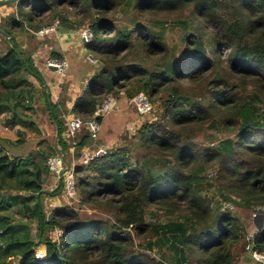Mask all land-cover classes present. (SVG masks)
Instances as JSON below:
<instances>
[{
	"label": "trees",
	"instance_id": "obj_1",
	"mask_svg": "<svg viewBox=\"0 0 264 264\" xmlns=\"http://www.w3.org/2000/svg\"><path fill=\"white\" fill-rule=\"evenodd\" d=\"M17 7L0 22V36L13 44L6 40L0 55V116L7 114L8 128L27 123L19 111L31 90L18 75L34 69L14 38L55 23L70 31L86 27L92 38L85 49L103 63L73 100V117L100 124L95 113L121 94L129 101L143 94L151 110L144 116L135 110L146 119L130 144L74 166L67 127L50 116L79 206L108 219L73 206L44 214L53 181L47 158L60 157L53 144L38 160L12 159L0 148V194L13 192L0 195V264H235L240 248L263 264L250 253L264 255V212L261 230L249 239L222 202L264 208V0H20ZM83 128L75 159L95 139ZM210 133L225 136L197 140ZM15 205L27 225L6 214ZM150 209L166 221L148 222Z\"/></svg>",
	"mask_w": 264,
	"mask_h": 264
},
{
	"label": "rangeland",
	"instance_id": "obj_2",
	"mask_svg": "<svg viewBox=\"0 0 264 264\" xmlns=\"http://www.w3.org/2000/svg\"><path fill=\"white\" fill-rule=\"evenodd\" d=\"M17 2L19 3L20 0H16L10 6L0 7V22H2V24L3 18L17 13ZM25 9H28V7H25ZM15 19L19 20L21 18L16 16ZM84 29H86V27H82L78 31H74L75 33L71 34L73 36L72 41L77 45V50H79L74 51V53L72 54V57L74 56L73 58H75L76 61L71 62L72 58L70 59L67 56H64V59L69 64V66L73 64L76 70H69L66 67L64 69L65 71L61 74L57 71H50L42 67L45 60H56L55 54L52 51L54 50V47L55 49L58 48L56 45L57 42L56 40H54L53 35V33L55 32L38 35L37 33L35 34L32 31L33 29H31L29 33H24L23 31H20L19 33L17 31L19 35L15 36L14 41L16 42L17 46L23 49L26 58L30 57L32 59L34 69L32 75H29L27 73H21L18 75V77H21L25 80V89L31 90V93L26 94V101L25 103L23 101L21 106L22 110L19 111L20 116H24V118L27 120L26 125H17L14 128H8L7 114L0 116V148L10 158L21 160L34 158V160H38L42 155H47L48 147L51 144L55 146V138L57 135V133L54 132V128L52 127L50 116L52 118V123L54 115L55 118L59 120L62 119L64 123L68 116L73 117L70 112V103H72L79 94L81 95L88 81L103 67V63H100L98 60L93 59L90 55V52L85 49L84 44L86 42H84L83 45L79 46V38L82 39L81 32ZM166 33L167 37H169V39H171L172 41L176 38V34L174 32H171L169 28L166 29ZM31 34H33V36ZM0 35L3 36L2 34ZM1 36L0 55L3 54L2 52H4L7 48V39ZM52 54H54V56H52ZM35 73H38V76H41L43 83L39 81ZM49 77H53V79L48 80ZM47 81L49 82V84L54 83V87L57 85V93H54V90L51 91L50 86L47 85ZM73 93L74 95L71 98L70 95H72ZM4 96V91L2 88H0L1 102L5 99ZM11 99L9 100L11 101ZM133 100L134 99L129 101L121 94L116 102L113 100V102H115V106L110 112L101 113V122L100 124H98L99 131L96 134L95 139H93V144H91V146H87L89 150L104 148L110 151L114 148H122L134 141L135 131L139 129V127L143 124L146 117L141 118L136 115V109ZM116 103L117 108H115ZM224 136V134L210 133L203 137H200L197 140L203 141L205 143L209 142L210 140L216 143L223 139ZM69 156L71 157V164L73 166L79 163L80 157L75 159L74 156H71L70 153ZM58 178L52 176V186L48 187V189L46 188L45 190L49 192V194L52 193L51 195L45 196L42 199V208L45 215H48L55 206H73L75 209L80 210V213L83 216L90 217L91 215H95L102 219L109 218L104 214L98 213L97 211H91L87 207L79 206L74 195L69 196L68 193H66L63 183L62 188H60L61 186L58 185L60 183V179ZM6 194H13V192H3L0 195L6 197ZM222 206L226 207V209L230 210L233 214L240 218V220L246 226L248 238L251 239V237L257 230L255 227L256 222L251 219L253 209L252 211L241 209L238 207L226 205L224 204V202H222ZM6 214H8L12 218V220H16V222L24 221L23 224L27 225V221H25L22 216L20 205L11 207L6 212ZM146 220L148 222H164L166 221V217L163 216L161 211L150 209L146 214ZM36 229V223L29 224V232L32 240L34 241L37 239ZM48 235L52 238V240H56L58 236V234L54 233H49ZM154 252L156 253V251ZM36 254L38 258H43L45 253L42 248H38L36 250ZM236 254L237 257L235 259V264H253L252 260L247 259L249 252L240 248L236 250ZM9 262L11 264L16 263L15 261Z\"/></svg>",
	"mask_w": 264,
	"mask_h": 264
},
{
	"label": "built area",
	"instance_id": "obj_3",
	"mask_svg": "<svg viewBox=\"0 0 264 264\" xmlns=\"http://www.w3.org/2000/svg\"><path fill=\"white\" fill-rule=\"evenodd\" d=\"M58 24L55 23L52 26L42 28L40 29L37 34L38 35H44V34H49L52 32L57 31ZM81 38L83 42H89L92 38V34L88 29H84L81 32ZM46 66L49 67H54L57 72L60 74L63 73L65 68L67 67V64L65 61H58V60H47L46 61ZM133 103L135 105V109L138 112L139 115L144 116L150 113L151 110V105L147 98L143 94H138L133 98ZM113 102V99L111 97H108L103 106H102V112H106V110L109 108L111 103ZM101 112V113H102ZM84 126H89L90 128V134L92 138H95L96 134L99 131L98 124L93 121V122H83L79 117H73L68 123H67V129H66V134L65 136L69 139L70 144H71V156L74 153V148L77 145V142L75 140L76 133L83 128ZM91 150V149H90ZM89 148H84L82 150L81 156H80V163L82 164H87L91 160L95 158H99L101 156H104L107 153V150L104 148H97L96 150H91ZM47 168L49 172L51 173L52 176L59 177L58 179L64 178L63 185L65 186L66 193H68L69 196L74 195V182H73V174L69 168V170L61 177V172L64 168V165L60 159V157H49L47 158L46 162ZM264 212V208H255L252 211V220L254 222H258L260 219V216H262V213ZM252 258L260 263L264 262V255L262 254H257L256 252L251 253Z\"/></svg>",
	"mask_w": 264,
	"mask_h": 264
},
{
	"label": "crops",
	"instance_id": "obj_4",
	"mask_svg": "<svg viewBox=\"0 0 264 264\" xmlns=\"http://www.w3.org/2000/svg\"><path fill=\"white\" fill-rule=\"evenodd\" d=\"M51 35V34H50ZM53 35H54V40H56V42H57V47L58 48H56L55 49V47H54V50H52L53 51V53L55 54V55H58V56H60V59L59 60H61V61H65L66 62V60L64 59V56H67L68 58H72V60H74V61H72L71 60V62H75L76 60H75V58H73L72 57V54L74 53V51H79V50H77V45L72 41V38H73V36L71 35V34H64V35H62V34H60L58 31H57V34H56V32L55 33H53ZM79 46L80 45H83V43L84 42H82V39H80L79 38ZM82 47V46H81ZM42 50V49H41ZM84 50V49H83ZM46 61V60H45ZM44 61V62H45ZM45 64L46 63H44V65L42 66L43 68H45ZM66 64H67V69H69V70H76V68H75V66L73 65V64H71L70 66H69V64L66 62ZM46 69V68H45ZM49 70V69H48ZM51 71V70H50ZM53 79V77H49V79L48 80H52ZM48 82V81H47ZM74 83V82H73ZM54 84V83H53ZM53 84H49V82H48V84L47 85H49L50 86V88H51V91H53L54 90V93H57L56 92V87H57V85L54 87V85ZM81 84V83H80ZM54 88V89H53ZM73 95H74V93L72 94V95H70V97L72 98L73 97ZM80 95V94H79ZM78 95V96H79ZM69 102V101H68ZM72 102V101H71ZM70 105H71V108H72V103H70ZM71 108H70V110H71ZM115 108H117V103H116V107ZM71 112V111H70ZM71 119H73V117H71V116H68L67 118H66V120H65V125L67 126V123L71 120ZM86 131L87 132H89L88 130H87V128H86ZM84 132V128H81L77 133H76V136H79V135H82V133ZM66 133V132H65ZM65 133H64V136H65ZM86 148V147H85ZM263 264H264V262H263Z\"/></svg>",
	"mask_w": 264,
	"mask_h": 264
},
{
	"label": "water",
	"instance_id": "obj_5",
	"mask_svg": "<svg viewBox=\"0 0 264 264\" xmlns=\"http://www.w3.org/2000/svg\"><path fill=\"white\" fill-rule=\"evenodd\" d=\"M15 1H16V0H0V6H6V5H9V4H13ZM57 31H58L60 34H62V35H64V34H73V33H75L74 31H70V30H66V29H64L62 26H58V27H57ZM0 34L5 35V33L2 32V31H0ZM7 41H8V43H9L11 49H13V44H12V41L10 40V38L7 37ZM82 42H83V40H82ZM49 70H51V71H56L54 67H49ZM114 106H115V102H112L111 105L109 106V108L106 110V112H110V111L114 108ZM101 112H102V110H98V111L95 113V115H94V117H93V120H95L96 117H97L98 115H100ZM87 129H88V131H90L89 126H87ZM57 140H58V139H57V135H56V138H55V148H56V150L59 152V154H60V159H61V161H62V163H63V165H64V168H63V170H62V172H61V175H60V176L62 177V176H63V175L69 170L70 165L67 163V161H66V159H65V154H64L61 150L58 149V147H57ZM255 227H256L257 230H261V228H262V216H260L259 221L256 222Z\"/></svg>",
	"mask_w": 264,
	"mask_h": 264
}]
</instances>
